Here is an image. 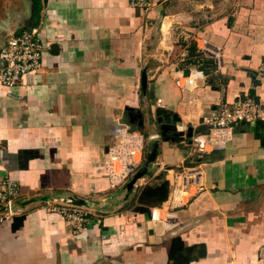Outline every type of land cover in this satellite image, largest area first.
I'll return each mask as SVG.
<instances>
[{"label": "crops", "instance_id": "crops-1", "mask_svg": "<svg viewBox=\"0 0 264 264\" xmlns=\"http://www.w3.org/2000/svg\"><path fill=\"white\" fill-rule=\"evenodd\" d=\"M35 26L44 68L0 90V179L17 180L26 204L0 223V264H169L175 237L205 245L191 264H264V121L235 126L224 150L197 163L187 147L205 116L239 97L264 101V0H152L148 11L130 0H0V50ZM194 43L214 61L207 72L185 61ZM159 109L185 136H159L150 174L133 191L111 189L103 154L115 128L137 125L146 156ZM190 167L200 185L174 200L171 181ZM163 181L169 196L151 231L138 198ZM62 207L90 221L78 230Z\"/></svg>", "mask_w": 264, "mask_h": 264}, {"label": "built area", "instance_id": "built-area-1", "mask_svg": "<svg viewBox=\"0 0 264 264\" xmlns=\"http://www.w3.org/2000/svg\"><path fill=\"white\" fill-rule=\"evenodd\" d=\"M133 8L148 11L152 0H130ZM45 44L40 37L38 26L22 29L13 34L0 50V90L13 89L30 73L44 68L43 56ZM217 68H220V56L214 55ZM258 77L264 81V58L258 69ZM264 121V101L251 96L239 97L234 103L224 105L219 111L205 116L202 125L205 130L195 132L189 140L188 158L193 162L224 150L233 136V128L241 124ZM145 135L119 124L113 132V144L103 154L104 172L109 179L110 188L115 190L133 178L145 162ZM202 171L199 167L184 168L171 181V193L177 200L192 193L200 185ZM22 189L19 182L11 177L0 179V206L6 210L0 213V223L13 217L17 212L16 203L21 200ZM59 212L78 230H83L90 221V212L81 207H62ZM163 206L150 209L149 220L154 225L161 222Z\"/></svg>", "mask_w": 264, "mask_h": 264}, {"label": "trees", "instance_id": "trees-1", "mask_svg": "<svg viewBox=\"0 0 264 264\" xmlns=\"http://www.w3.org/2000/svg\"><path fill=\"white\" fill-rule=\"evenodd\" d=\"M202 57V59H201ZM188 64L199 65V67L206 71V64L213 66L214 61L212 58L205 59L201 52L198 51L196 44L190 53V56L185 59ZM205 61V62H204ZM207 72V71H206ZM169 182L163 181L159 184L148 185L140 194L138 203L140 206L136 210L141 213L150 212L154 206L161 205L167 200L169 196ZM25 217L20 216L16 218L17 226L23 224ZM170 263L169 264H191V262L206 256L205 245L186 246L180 237H175L171 241L170 246Z\"/></svg>", "mask_w": 264, "mask_h": 264}, {"label": "water", "instance_id": "water-1", "mask_svg": "<svg viewBox=\"0 0 264 264\" xmlns=\"http://www.w3.org/2000/svg\"><path fill=\"white\" fill-rule=\"evenodd\" d=\"M146 80L147 76L144 73L143 74V84L144 86L146 85ZM142 118L141 123L139 124V128L145 129L146 123L143 121L142 115H140ZM168 117V112L164 109H159L157 112V119L155 118H150L149 119V127H153L155 131L158 132V136H154V140L152 141V146L150 147L149 151L146 153L145 156V162L143 166L139 169V171L133 176V178L126 184L125 189H127L129 192L133 191L136 189V184L137 182L142 179L143 177L147 176L150 174L151 169L154 167V164L157 159L158 151H159V145H160V140L159 136L165 140H169L167 138L168 132L172 131L175 132L176 136L175 137H183L185 136V132H180L177 128V123L179 122V119L175 117V119L172 118H167ZM122 124L128 125L131 127V129L135 130L137 129V125L133 126L132 124L122 121ZM205 129V128H204ZM195 129L193 127L188 128V133H187V138L191 139L193 134L195 133ZM203 130H197L196 132H201ZM28 203V202H27ZM79 205H82V203H78ZM17 206L19 207H24L26 204L24 202L18 201L16 203ZM6 208L4 206H0V211L4 212ZM145 217L147 220H149V213L145 214ZM149 228L152 231L153 224L149 220Z\"/></svg>", "mask_w": 264, "mask_h": 264}]
</instances>
